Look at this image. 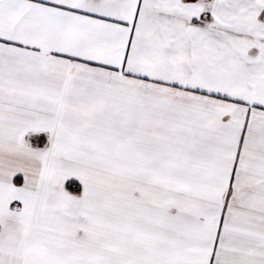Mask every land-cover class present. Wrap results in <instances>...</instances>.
<instances>
[{"label":"snow or ice","instance_id":"obj_1","mask_svg":"<svg viewBox=\"0 0 264 264\" xmlns=\"http://www.w3.org/2000/svg\"><path fill=\"white\" fill-rule=\"evenodd\" d=\"M0 264H264V0H0Z\"/></svg>","mask_w":264,"mask_h":264}]
</instances>
